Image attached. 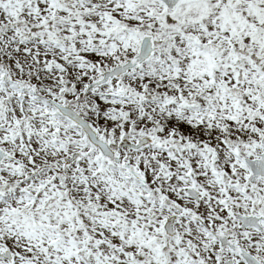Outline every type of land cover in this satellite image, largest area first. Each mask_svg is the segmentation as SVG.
<instances>
[{"label": "snow or ice", "instance_id": "snow-or-ice-1", "mask_svg": "<svg viewBox=\"0 0 264 264\" xmlns=\"http://www.w3.org/2000/svg\"><path fill=\"white\" fill-rule=\"evenodd\" d=\"M0 264H264V0H0Z\"/></svg>", "mask_w": 264, "mask_h": 264}]
</instances>
